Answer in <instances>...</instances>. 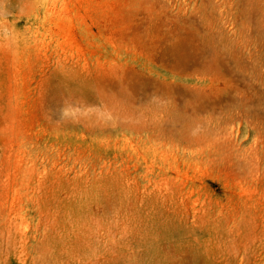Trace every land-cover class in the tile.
I'll list each match as a JSON object with an SVG mask.
<instances>
[{
    "label": "rangeland",
    "instance_id": "rangeland-1",
    "mask_svg": "<svg viewBox=\"0 0 264 264\" xmlns=\"http://www.w3.org/2000/svg\"><path fill=\"white\" fill-rule=\"evenodd\" d=\"M0 264H264V0H0Z\"/></svg>",
    "mask_w": 264,
    "mask_h": 264
},
{
    "label": "bare ground",
    "instance_id": "bare-ground-1",
    "mask_svg": "<svg viewBox=\"0 0 264 264\" xmlns=\"http://www.w3.org/2000/svg\"><path fill=\"white\" fill-rule=\"evenodd\" d=\"M124 91V89H122V92ZM124 95H126V94H124ZM129 95V94H128ZM130 96V95H129ZM105 104V103H104ZM100 108H98V110H99ZM136 110V109H135ZM104 111V110H103ZM100 112V111H99ZM105 112V111H104ZM134 113V112H133ZM100 114H101V112H100ZM102 115H103V112H102ZM100 116V115H99ZM126 125V124H125ZM134 125V124H133ZM130 126V125H129ZM128 127V126H127ZM129 128V127H128ZM130 128H131V126H130Z\"/></svg>",
    "mask_w": 264,
    "mask_h": 264
}]
</instances>
